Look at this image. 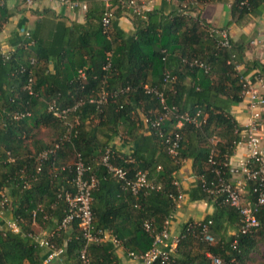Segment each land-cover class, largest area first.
<instances>
[{
	"label": "trees",
	"instance_id": "trees-1",
	"mask_svg": "<svg viewBox=\"0 0 264 264\" xmlns=\"http://www.w3.org/2000/svg\"><path fill=\"white\" fill-rule=\"evenodd\" d=\"M84 1L88 3V27L66 25L60 19L45 36L38 28L29 35H15L9 56L0 55V192L9 197L12 216L21 219L19 232L0 228V264H44L46 253L27 236L37 229L31 224V215L38 204L43 210L36 212L37 223L56 231L51 238L56 245L66 240L63 264H78L84 240L77 237L76 224L56 230V220L66 207L58 193L61 188L72 190L71 163L76 152L90 166L88 173L98 179L91 190L94 222L115 234L125 251L143 253L150 248L152 237L144 230L143 221L148 219L154 230L162 228L165 217L175 208L172 196L180 189L189 201H205L213 210L201 220L184 223L173 257L176 262L209 264L206 253L211 252L225 264H234L249 258L258 246L264 255V206L257 213L260 228L238 234L237 210L204 188V183L215 178L216 168L227 173L223 163L233 155L244 128L230 108L242 102V80L250 70L256 69L264 78V63L244 60L242 41L233 42L229 37L230 46H220L218 35L210 32L218 27L178 11L165 15L149 9L144 17L131 14L132 34L123 32L114 20L105 33L100 25L103 0ZM112 4L115 18L126 10L116 0ZM263 8L264 0H233L231 22ZM7 17V9L0 3V29ZM108 53L109 66L104 69ZM31 58L34 64H30ZM195 59L208 68L192 64ZM50 61L53 70L49 69ZM240 65L243 68L238 70ZM28 71L33 76L32 93L24 87ZM165 72L171 77L167 82L163 80ZM126 87V91H118ZM147 89L161 91L165 103L179 112L200 110L199 118L204 117V121L199 126L184 123L179 129L174 127V116L164 120L159 130L144 124V116L154 117L161 109L157 95ZM102 91L108 94L97 102ZM49 102L72 109L61 119L48 110ZM26 112L29 115L14 117ZM262 119L264 123V112ZM41 125L51 132L50 140L36 134ZM174 131L180 139L177 156L172 158L166 139ZM118 135L131 142L128 153L110 144ZM55 144V153L37 172L36 154ZM106 149L111 151L113 164L125 168L128 175L145 171L159 188L138 197L123 189L100 163ZM7 152L13 161L6 160ZM211 153L215 165L208 161ZM187 159L191 160L195 183L185 191L174 183V174ZM208 220L209 231L216 237L211 244L197 235L196 222ZM89 250L92 264H119L110 242L92 243Z\"/></svg>",
	"mask_w": 264,
	"mask_h": 264
},
{
	"label": "built area",
	"instance_id": "built-area-1",
	"mask_svg": "<svg viewBox=\"0 0 264 264\" xmlns=\"http://www.w3.org/2000/svg\"><path fill=\"white\" fill-rule=\"evenodd\" d=\"M35 0H24L25 4L30 6ZM60 3L65 4L70 9H79L81 11L87 10V2L84 0H58ZM122 7L132 15H139L144 17L146 9L143 0H116ZM115 19V5L112 0H103V10L100 17V25L103 32L107 33ZM22 33L29 35V32L22 30ZM210 32L218 35V43L222 47H229V35L224 28H210ZM12 49L0 46V55L7 58ZM109 53L106 56L107 63L103 66L106 69L109 66L108 62ZM34 58L30 59V64H34ZM192 64L201 68L207 69L208 67L199 60H193ZM81 78H84L82 71H79ZM169 72L164 73L163 80L167 82L170 79ZM242 102L248 110L247 122L241 131L242 140L237 146H243V153L236 159L233 155L228 162H224L223 166L227 168L228 177L225 171L216 168L215 178L207 183H204L205 190L219 195L222 202L234 207L239 215V228L238 234H249L256 232L261 224L257 217L258 211L264 206V123L262 113L264 112V78L259 74H255L253 79L243 78ZM33 76L31 71H28L27 81L24 85L28 93H32ZM128 89H119V92H124ZM153 90L159 98L161 109L154 117L144 116L143 123L157 128L159 130L161 123L171 116L176 118L175 128L179 129L184 123L194 124L199 126L204 117L201 119L200 110L195 113L179 112L175 106H169L165 103L164 95L161 91ZM115 93H117L115 91ZM108 92L102 91L100 97L96 100L101 102L105 100ZM70 107L60 108L54 102L48 103V110L54 116L64 119L66 114L71 110ZM29 115L26 113H16L15 118ZM71 132V126L68 127ZM68 137V135H65ZM180 134L174 131L166 139L168 154L175 158L177 156L179 147ZM236 146V147H237ZM58 144L53 148L44 149L38 152L35 156L36 171L41 170V165L44 160L49 159L51 154L55 153ZM236 149V148H235ZM111 151L106 149L101 157L100 163L106 168L107 172L111 173L120 183L123 189L128 190L132 195L138 197L144 195L152 189H158L159 185L154 184L147 178L145 171L137 170L132 175H128L125 168L117 166L110 161ZM7 161H13V157L7 152ZM209 163L215 165L216 162L212 157V153L208 158ZM65 167L62 166L61 169ZM71 170L73 176L70 180L72 190L61 188L58 197L61 198L66 207L64 208L63 215L59 220H56V230L65 229L76 224L77 237L84 240L83 247L78 253V264H92L89 245L110 242L115 248L122 247L121 240L113 234L109 229L97 227L94 222V216L91 209V190L97 184L98 179L94 173H88L90 166L87 165L79 152L75 153L74 160L71 163ZM232 177H236L235 180ZM174 183L179 187L178 182ZM250 184L249 194H247V185ZM252 196V198H251ZM186 197L185 193L178 189L176 195L172 196L175 208L165 217L163 226L159 230H154L151 222L148 219L143 221V228L152 237V243L149 249L143 253H136L134 251H126V255L132 264H179L174 260V253L176 246L181 238V230L173 233L170 230V224L173 220L175 210L180 206L182 200ZM11 211L10 199L4 193L0 192V211ZM43 206L38 204L36 209L32 211L31 224L36 225V212L42 211ZM20 218L10 217L4 218V223L0 228L9 229L13 232L20 231L19 221ZM199 226L197 235L201 240L206 243L215 242L214 236L209 231L208 225L211 220L200 223L196 222ZM56 233L55 230H35L27 233L35 245L44 250L46 253L43 259L44 264L50 263L53 259L62 258L65 253L66 240L62 245H56L51 238ZM232 234H236L233 231ZM236 238L232 241L231 246H236ZM209 264H225L221 257L211 252L206 253Z\"/></svg>",
	"mask_w": 264,
	"mask_h": 264
},
{
	"label": "crops",
	"instance_id": "crops-1",
	"mask_svg": "<svg viewBox=\"0 0 264 264\" xmlns=\"http://www.w3.org/2000/svg\"><path fill=\"white\" fill-rule=\"evenodd\" d=\"M233 0H207L200 2L199 0H143L146 9H156L162 14H169L173 11L181 12L187 16H198L205 22L218 28L227 30L230 39L233 42H243L245 49L243 51L244 60L257 59L264 63V8L254 13L248 14L244 19L238 22H231V3ZM8 12V17L2 28L0 29V46L12 49L11 40L14 36L22 33L21 31L31 32L38 28L41 35L49 34L53 30L57 20H63L66 25L72 23L81 24L88 27L86 18L87 11L79 9H70L58 0H35L32 5L28 6L24 0H0ZM88 6V3H87ZM114 22L126 34H132L134 26L132 23V15L129 11L123 10L121 14L114 19ZM243 65L238 66L241 70ZM49 69L53 70L51 61ZM256 69L250 70L246 74L247 79H253ZM239 124L245 125L247 122L248 110L243 102L232 105L230 108ZM46 141V140H45ZM110 144L117 150L128 153L131 149V142L123 141L121 135L115 136ZM243 153V146H237L233 159H236ZM191 160L187 159L178 171L175 172V181L178 182L182 190H187L195 183V177L191 172ZM184 168V175L180 174ZM233 180L236 177H232ZM186 194V193H185ZM198 203V205L190 206V204ZM189 207V208H188ZM190 209V210H185ZM213 207L205 201L191 202L186 197L175 210L173 220L170 224V230L177 233L182 229L184 223L189 220L198 221L205 215L210 214ZM191 212L196 215L195 218L190 216ZM201 213V215H200ZM9 218L12 212L9 211ZM4 223V218L0 217V227ZM36 230H47L42 224H36ZM119 258V264H132L126 255V251L122 247L115 248ZM44 252V250H43ZM50 263L63 264L62 258L53 259Z\"/></svg>",
	"mask_w": 264,
	"mask_h": 264
},
{
	"label": "rangeland",
	"instance_id": "rangeland-1",
	"mask_svg": "<svg viewBox=\"0 0 264 264\" xmlns=\"http://www.w3.org/2000/svg\"><path fill=\"white\" fill-rule=\"evenodd\" d=\"M50 131H48L46 129V127L44 126H39L37 129H36V134L38 135V137H40L41 139L43 140H50ZM49 137V138H48ZM184 172H186V169L184 168L183 172L180 174L181 175H184ZM187 173V172H186ZM194 205H198V203H193V204H190V206H194ZM188 207V208H189ZM187 210V209H185ZM190 210V209H188ZM187 210V211H188ZM196 213L194 212H191L190 216L192 218H195L196 217ZM201 215V213H200ZM9 210H3V211H0V217H3V218H9ZM45 226V224H42ZM215 237V236H214ZM216 239V237H215ZM53 264V263H52ZM234 264H264V255H263V248L262 246H258V248L256 249V251H253L251 254H250V257L247 258L246 260H244L243 262H235Z\"/></svg>",
	"mask_w": 264,
	"mask_h": 264
}]
</instances>
